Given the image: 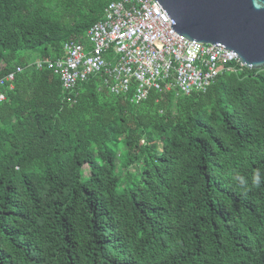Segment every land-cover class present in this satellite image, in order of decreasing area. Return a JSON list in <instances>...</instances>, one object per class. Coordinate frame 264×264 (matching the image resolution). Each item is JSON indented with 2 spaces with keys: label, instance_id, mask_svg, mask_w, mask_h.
I'll return each mask as SVG.
<instances>
[{
  "label": "trees",
  "instance_id": "16d2710c",
  "mask_svg": "<svg viewBox=\"0 0 264 264\" xmlns=\"http://www.w3.org/2000/svg\"><path fill=\"white\" fill-rule=\"evenodd\" d=\"M109 2L0 0V264H264V68L133 103L27 67Z\"/></svg>",
  "mask_w": 264,
  "mask_h": 264
},
{
  "label": "built area",
  "instance_id": "2783aa9c",
  "mask_svg": "<svg viewBox=\"0 0 264 264\" xmlns=\"http://www.w3.org/2000/svg\"><path fill=\"white\" fill-rule=\"evenodd\" d=\"M170 25L155 0H110L84 36L63 43L60 56L37 58L27 67L52 71L64 92L94 78L99 89L128 95L133 103L150 91H174L176 96L204 92L218 76L245 68L232 51L189 41ZM23 69L16 66L0 76V89H11ZM4 99L0 90V103Z\"/></svg>",
  "mask_w": 264,
  "mask_h": 264
},
{
  "label": "water",
  "instance_id": "95a60500",
  "mask_svg": "<svg viewBox=\"0 0 264 264\" xmlns=\"http://www.w3.org/2000/svg\"><path fill=\"white\" fill-rule=\"evenodd\" d=\"M155 1L178 35L232 51L245 68H264V0Z\"/></svg>",
  "mask_w": 264,
  "mask_h": 264
},
{
  "label": "rangeland",
  "instance_id": "374dc122",
  "mask_svg": "<svg viewBox=\"0 0 264 264\" xmlns=\"http://www.w3.org/2000/svg\"><path fill=\"white\" fill-rule=\"evenodd\" d=\"M35 59H33V61H34ZM90 168L88 167V166H84V167H82L81 168V174H82V177H84V178H86V177H88L89 176V174H90Z\"/></svg>",
  "mask_w": 264,
  "mask_h": 264
}]
</instances>
